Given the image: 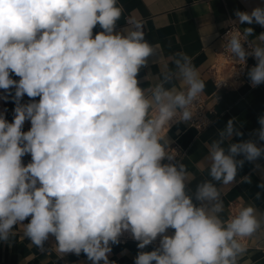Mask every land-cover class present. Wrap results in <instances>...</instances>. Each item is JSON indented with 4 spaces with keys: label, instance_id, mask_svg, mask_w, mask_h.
<instances>
[{
    "label": "clouds",
    "instance_id": "obj_1",
    "mask_svg": "<svg viewBox=\"0 0 264 264\" xmlns=\"http://www.w3.org/2000/svg\"><path fill=\"white\" fill-rule=\"evenodd\" d=\"M124 11L121 0H0V99L14 103L11 121L0 112V242L19 230L58 259L83 253L91 264H116L109 255L127 233L139 249L134 264H252L246 242L264 233V212L241 202L226 214L223 197L252 183L238 173L264 159V115L255 139L233 142L244 135L235 117L217 130L198 165L207 177L192 189L168 132L190 124L206 82L183 52L170 67L141 21L119 27ZM234 15L222 25L231 26L222 55L235 68L217 87L247 69L256 88L264 32L240 25L264 27V5ZM200 30L206 42L214 26L205 19ZM255 168L264 190V165Z\"/></svg>",
    "mask_w": 264,
    "mask_h": 264
},
{
    "label": "crops",
    "instance_id": "obj_2",
    "mask_svg": "<svg viewBox=\"0 0 264 264\" xmlns=\"http://www.w3.org/2000/svg\"><path fill=\"white\" fill-rule=\"evenodd\" d=\"M121 3L125 11L119 21V27L125 26L128 18L141 21L146 39L159 46L160 55L170 67L172 64L169 58L177 52H183L191 58L206 82V90L202 96L207 99V107L216 112L214 123L200 133L188 124L179 123L168 133L172 141L170 147L180 152L177 159L181 160L192 174L190 187L194 189L197 183L207 177V172H202L198 165L207 155L206 143L215 137L217 130L224 128L227 121L235 117L241 125L239 130L244 135L234 136L233 142L255 139L253 132L259 128L258 117L264 115V84L256 88L243 84L237 90L222 91L220 92L222 100L214 105L215 87L208 73L215 62L217 51L222 46L220 34L226 27L222 25L230 18L236 19L235 10L251 11L257 5H264V0H214L209 4L198 3L197 0H121ZM205 19L214 26V31L206 42L200 30ZM240 27H252L257 35L264 32V27L255 23L240 25ZM207 30L210 31V28ZM97 31H100L99 26L94 29V32ZM151 59L155 57L150 58L149 67L152 74L157 75L160 65H152ZM148 70L144 68L139 74L142 87L147 86L148 82L143 77ZM2 94L3 90H0V95ZM28 99L25 96L23 102H27ZM5 109L7 110L6 118L11 121L14 109L11 99L7 102L0 99V112H4ZM29 128L30 123L26 122L24 130L27 131ZM30 159V155L25 156L24 163L26 164ZM255 164L264 165V159L253 163L245 162L238 173V178L250 175L251 184L238 183L230 189H225L223 198L226 214L229 213L231 203L239 205L241 202L254 203L258 210L264 212V190L257 187L262 177L260 170L255 168ZM257 192L262 193L261 200L254 199ZM53 243L54 238L50 237L49 241L45 242V248H51ZM249 243L250 248L244 259L250 260L252 264H264V233H258L256 237L250 239ZM154 247H146L144 250L151 251ZM138 251L137 243L124 247L119 244L113 245L109 260L115 261L116 264H134ZM64 261L72 264H91L83 253L80 256L69 254L63 259H58L54 251H41L31 246L19 230L11 242H0V264H62Z\"/></svg>",
    "mask_w": 264,
    "mask_h": 264
},
{
    "label": "built area",
    "instance_id": "obj_3",
    "mask_svg": "<svg viewBox=\"0 0 264 264\" xmlns=\"http://www.w3.org/2000/svg\"><path fill=\"white\" fill-rule=\"evenodd\" d=\"M212 1H214V0H197L198 3H205V4H209ZM230 27H231L230 25L226 26L224 28V30L222 31L223 33L220 34L221 42H222L223 37L226 34V32L230 30ZM223 51H224V49L221 46V48L216 53L215 62L213 63V65L210 67V69L208 71L210 77L212 78V80L214 82L215 94L219 97V101H221L223 98L222 95H220V92H222V91L237 90L243 84H246L249 87H251L250 82L247 78V69H245L243 72H240L239 75L234 76L231 80H229L228 86H221L219 88L217 87L226 77H228L232 73V71L235 68L234 62L231 61L230 59H228L226 56L222 55ZM255 63L256 62H255V59L253 57L247 58V66L249 68L254 66ZM237 68H239L238 65H237ZM215 116H216V112L213 109H209L207 107V99L205 97L201 96L199 104H198L197 114L193 117V120L188 125H190V127L195 129L198 133H200L203 130H205L206 128L210 127L214 123ZM204 119H207V121H209V123L207 124V126L202 127L200 123ZM176 125L177 124H173L172 127L170 128V130ZM170 130H169V132H170ZM174 150L178 151V149H174ZM237 205L238 204L231 203V205L229 206V212H231L232 209ZM120 240H121V242L119 243V245L123 246V247L127 246L131 243H137L136 241L132 240L127 233L125 235H123L120 238ZM249 241L246 242L248 244V249L250 248ZM157 245H158V241L154 242L153 245H149L147 247H153V246H157ZM62 264H72V263L64 261Z\"/></svg>",
    "mask_w": 264,
    "mask_h": 264
}]
</instances>
